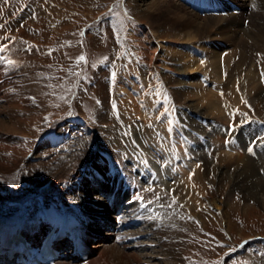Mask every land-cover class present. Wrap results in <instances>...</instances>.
Wrapping results in <instances>:
<instances>
[{
    "label": "bare ground",
    "instance_id": "bare-ground-1",
    "mask_svg": "<svg viewBox=\"0 0 264 264\" xmlns=\"http://www.w3.org/2000/svg\"><path fill=\"white\" fill-rule=\"evenodd\" d=\"M41 1L42 9L47 12L51 8L53 13L48 12L59 16L63 9H71V5L65 7V0ZM19 3L14 0L9 10L8 2L0 0V264H21L17 259L20 255L4 243L6 237L21 228L23 237L33 243L55 225L70 236L58 242L60 252L51 253L57 258L54 264H175L181 259L179 247L185 244L183 234L189 225L178 223L177 218H199L197 215L205 214L204 206L210 205L218 213L213 214L215 219L223 223L227 209H240L249 199L264 204V138L256 142L259 133L260 138L264 136V122L250 126L253 144L239 138V132L245 129L242 123L251 118L264 120V86L255 72L261 64L264 74V0H122L130 20L127 53L123 56L127 57L125 71L121 69L118 88L124 99L117 97V110L112 111L125 126L104 124L112 116L106 104L99 114V126L92 125L75 108L74 125L61 126L59 122L38 135L35 92L40 87L35 66L22 60L21 43L9 31L16 23L7 20ZM213 9L217 11L211 14ZM35 12L34 6L15 17L26 19ZM132 12L137 18L130 17ZM142 18L148 22L143 23ZM165 36L188 45H181L182 50L178 45H165L160 42ZM136 57L143 62L141 67ZM200 80L210 81L211 86L205 88ZM230 93L240 95V101L245 99L244 105L240 106ZM179 96L191 110L207 106L222 117L223 126L209 134L206 150L211 158L195 172L191 168V180H185L181 187L169 189L161 180L153 186L148 182L141 185L128 165L133 157L141 155V165L149 172L150 152L144 149L140 155L135 154L134 139L139 134L149 136L148 144H155L160 159L168 150L177 153V147L169 146L171 139L165 137L168 133L160 119H165L168 126L174 117H182L176 100ZM145 97L158 99L150 102L148 109ZM197 99L200 103L196 105L193 102ZM127 104L131 108H124ZM202 121L204 128L200 131L207 133L208 121ZM169 129L173 136L177 134V130ZM193 131L191 128L195 138ZM202 138L196 137L193 154L202 149ZM229 139L234 155L220 151ZM49 148L52 151L47 155L36 153L27 158ZM97 165L106 171L108 183L99 182L103 175L96 173L93 167ZM184 173L188 177L187 170ZM89 181L104 186L103 195H91L89 191L96 190ZM143 190L146 195L144 192L142 201L133 202L131 197H140ZM235 191H239L237 200ZM201 219L206 222L205 217ZM73 221L75 226H70ZM77 239L90 246L88 258L81 257ZM82 253L86 254L85 250Z\"/></svg>",
    "mask_w": 264,
    "mask_h": 264
},
{
    "label": "rangeland",
    "instance_id": "rangeland-1",
    "mask_svg": "<svg viewBox=\"0 0 264 264\" xmlns=\"http://www.w3.org/2000/svg\"><path fill=\"white\" fill-rule=\"evenodd\" d=\"M4 1L8 2L9 6L7 5V8L11 9L14 0ZM19 1V5L16 4V9L12 10V13L7 16V20L8 22L13 21L16 23L15 26L9 27L11 37H14L15 40L21 43L22 60L34 63L35 79L39 85L37 88H41L35 92L38 96L40 95V97L35 96V115L39 118V121L35 123V126L38 125L37 127L39 128L37 135L40 132L55 127L61 122V126L62 124L74 125L73 122L75 121L73 119L77 117L75 108L92 125H101L99 117L101 109L107 104V108H110L111 111L117 110V97L122 98V94H119L118 88L122 78L121 69L125 71L124 59L127 57L123 56H126L125 52L127 53L128 28L130 25V20L127 18L128 16L122 5V0H65V7H70L69 5H71V9H63V13L60 16L52 14L51 8L48 10L52 13H49L48 10L47 13L46 10L42 9L41 0ZM203 5L207 6L205 2ZM34 6L36 10L35 16H29L26 19L20 17L19 19V16L23 14L26 8L30 9V7ZM215 11L217 10L213 9L210 13L212 14ZM132 13L130 17L132 19L137 18L136 14ZM16 15L19 16L15 17ZM142 19L143 23L148 22L147 19ZM21 20H23L22 23ZM243 25L247 29L248 22L246 19L243 21ZM160 42L165 45H178L179 47L181 45H188L186 42H176L166 36ZM158 52L163 53L160 49H158ZM136 58L138 65L141 67L143 62L140 58ZM119 63H121L120 66ZM128 69H131V67H128ZM163 70L169 74L172 73L166 69ZM262 71L261 64L257 65L255 70L259 75L257 81L264 86V74ZM174 74L179 78L177 73ZM190 75V78L193 77L192 74ZM190 80L192 82L194 77ZM200 81L205 88L206 86H211L210 81ZM124 83L127 84V81L122 84ZM129 87L132 88L131 86ZM154 89L155 87H153V91ZM230 95L232 99L240 101L238 100L240 95L238 96L233 93H230ZM160 97H163V95L160 94ZM155 99H158V97L146 98L144 103L145 105L149 103L147 105L148 109L151 108L150 102L155 101ZM176 100L180 102L178 111H181L182 117H174V121H168L167 125L171 129L177 130V134L173 136L170 133L169 127L164 125L165 119L161 118L160 123L163 127L165 126V132L168 133L165 137L169 140L171 139L169 146L171 148L177 147V153H171L168 150L167 154L165 152V156L160 159L154 149L155 144L151 143L149 146L151 142L149 141V136L139 134L136 136L137 140L134 139V147L132 146V148L135 154L140 155L144 149L150 152V162L147 164L150 168L149 172H146L141 165L143 160L141 155L140 157H133V160L131 159L132 162L130 161L128 165V168L133 170L141 185L144 182L147 185L148 182V185L153 186L155 185V181L161 180L169 189H175L177 186L181 187L186 183L185 180H191L189 179L192 176V171H189L191 168L195 172L205 159L209 160L211 158V155H208L206 150L208 149L207 144L211 141L209 134L223 126L224 121H221L222 117L217 116L214 113L215 111H209L207 106H200L202 108L199 111L196 110V107H192L193 110H191L188 105L184 104L185 98L183 96L177 97ZM162 102L160 101L158 107L162 105ZM240 102V106L244 105L245 99ZM193 103L197 105L200 102L197 99ZM124 108L131 107L127 104ZM204 113L214 114L215 116L207 118ZM116 114L118 113L112 111V116L107 117L104 124L112 125L114 123L125 126V122ZM202 119L208 121L209 133H206L205 130L203 132L200 131L204 128ZM259 121L264 122V120L251 118L242 123L245 129L243 132H239V138L245 139L244 141L248 142L249 145L253 144L251 140L254 135L250 130V126ZM133 122L136 124V121H129L130 124H133ZM191 128L194 129L193 134L195 138L191 136ZM152 130L155 131L156 127L154 129L152 127ZM143 136L144 139L146 138V143L144 139V142L140 140ZM196 137H203L199 141L202 149L197 150L198 154H193V150L197 148L194 146ZM260 137L261 134L259 133L256 141L258 144L264 138V136ZM181 138L183 139V146L180 145ZM217 143L220 144L219 141ZM229 143L230 139L226 140L225 145H223L220 151L234 155L235 149L232 150ZM212 146L213 144L210 148ZM51 151V148L46 149L45 153L37 151L27 158H32L36 153L47 155ZM54 164H57V161ZM93 168L97 174L101 173L103 175L99 178V182L103 180V183H108V178L104 176L106 171L102 170L99 165ZM185 170L189 173L188 177L184 173ZM87 171L89 172L90 170ZM88 183L92 185L90 187L93 190H96V193L89 191L91 195H103L104 186L95 185L90 181ZM107 188L110 190L109 185H107ZM142 192L140 197L132 196L131 200L135 203L142 201L141 197L144 196L145 191L143 190ZM235 192L237 194L235 199L237 200L239 191ZM147 199L151 201L152 198L147 197ZM249 200L240 209H227V216L225 218L227 221L225 220L223 223L215 219L213 214L216 215L217 211L210 205L204 206L205 214L200 213L198 209L200 216H197L199 218L189 217L188 215L177 218L178 223H184V225L187 223L189 225L185 226V232H188H184L185 234H183L185 239L183 243L186 245L182 244L179 247L181 259L175 264H264V204L254 199ZM102 201H106V197H103ZM201 217H205L204 221L206 222H203ZM191 221H194L196 224H191ZM110 241L112 242V239Z\"/></svg>",
    "mask_w": 264,
    "mask_h": 264
}]
</instances>
